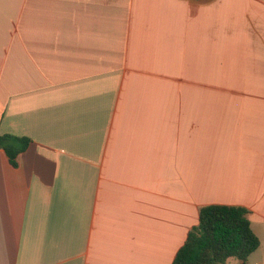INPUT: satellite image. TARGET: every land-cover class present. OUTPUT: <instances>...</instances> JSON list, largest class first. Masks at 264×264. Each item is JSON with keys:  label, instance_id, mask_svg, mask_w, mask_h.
Listing matches in <instances>:
<instances>
[{"label": "crops", "instance_id": "1", "mask_svg": "<svg viewBox=\"0 0 264 264\" xmlns=\"http://www.w3.org/2000/svg\"><path fill=\"white\" fill-rule=\"evenodd\" d=\"M0 134V264H171L207 204L264 264V0H0Z\"/></svg>", "mask_w": 264, "mask_h": 264}, {"label": "trees", "instance_id": "2", "mask_svg": "<svg viewBox=\"0 0 264 264\" xmlns=\"http://www.w3.org/2000/svg\"><path fill=\"white\" fill-rule=\"evenodd\" d=\"M29 143L27 136L0 134V149L13 166L17 165V156ZM248 212L239 205L201 206L198 223L189 229L171 264H222L230 257L245 264L260 245L250 226Z\"/></svg>", "mask_w": 264, "mask_h": 264}, {"label": "rangeland", "instance_id": "3", "mask_svg": "<svg viewBox=\"0 0 264 264\" xmlns=\"http://www.w3.org/2000/svg\"><path fill=\"white\" fill-rule=\"evenodd\" d=\"M249 256H250V255H249ZM248 258H249V257H248ZM248 258H247V259H248Z\"/></svg>", "mask_w": 264, "mask_h": 264}, {"label": "built area", "instance_id": "4", "mask_svg": "<svg viewBox=\"0 0 264 264\" xmlns=\"http://www.w3.org/2000/svg\"><path fill=\"white\" fill-rule=\"evenodd\" d=\"M255 264H257V263H255Z\"/></svg>", "mask_w": 264, "mask_h": 264}]
</instances>
